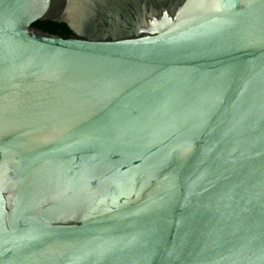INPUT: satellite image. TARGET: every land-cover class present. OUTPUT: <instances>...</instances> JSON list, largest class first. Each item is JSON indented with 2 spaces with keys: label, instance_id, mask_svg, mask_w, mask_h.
Listing matches in <instances>:
<instances>
[{
  "label": "water",
  "instance_id": "water-1",
  "mask_svg": "<svg viewBox=\"0 0 264 264\" xmlns=\"http://www.w3.org/2000/svg\"><path fill=\"white\" fill-rule=\"evenodd\" d=\"M0 264H264V0H0Z\"/></svg>",
  "mask_w": 264,
  "mask_h": 264
},
{
  "label": "trees",
  "instance_id": "trees-1",
  "mask_svg": "<svg viewBox=\"0 0 264 264\" xmlns=\"http://www.w3.org/2000/svg\"><path fill=\"white\" fill-rule=\"evenodd\" d=\"M33 27L53 35H59L64 39L74 37L73 32L66 24L51 21H39L33 24Z\"/></svg>",
  "mask_w": 264,
  "mask_h": 264
}]
</instances>
